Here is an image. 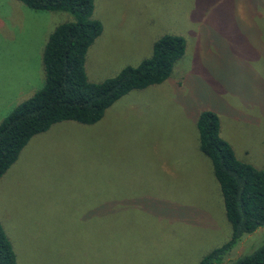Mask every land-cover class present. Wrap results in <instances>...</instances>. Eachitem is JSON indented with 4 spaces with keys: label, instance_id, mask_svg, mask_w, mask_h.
Wrapping results in <instances>:
<instances>
[{
    "label": "rangeland",
    "instance_id": "374dc122",
    "mask_svg": "<svg viewBox=\"0 0 264 264\" xmlns=\"http://www.w3.org/2000/svg\"><path fill=\"white\" fill-rule=\"evenodd\" d=\"M92 17L88 81L136 65L164 33L184 51L164 81L128 91L95 123L59 121L22 146L0 175L16 263L196 264L230 235L198 150L199 112L216 113L235 157L264 170V0H93ZM72 19L0 0V118L41 87L47 35ZM242 237L228 259L264 242V228Z\"/></svg>",
    "mask_w": 264,
    "mask_h": 264
},
{
    "label": "trees",
    "instance_id": "16d2710c",
    "mask_svg": "<svg viewBox=\"0 0 264 264\" xmlns=\"http://www.w3.org/2000/svg\"><path fill=\"white\" fill-rule=\"evenodd\" d=\"M17 1L33 10L66 11L73 19L57 24L47 35L41 53V87L0 118V175L32 135L64 120L95 123L110 104L128 91L164 81L184 51L182 36L164 33L153 41L148 57L91 82L86 78L84 58L101 31L100 22L92 17L93 0ZM195 126L198 150L210 162L230 225L229 238L196 264H264V242L256 246L260 238L246 254L234 259L225 256L242 235L264 228V170L235 157L230 144L219 135L218 116L213 111H200ZM0 264H17L1 224Z\"/></svg>",
    "mask_w": 264,
    "mask_h": 264
}]
</instances>
